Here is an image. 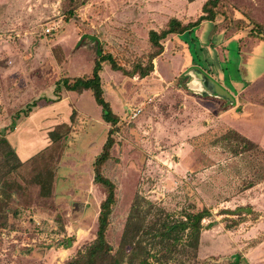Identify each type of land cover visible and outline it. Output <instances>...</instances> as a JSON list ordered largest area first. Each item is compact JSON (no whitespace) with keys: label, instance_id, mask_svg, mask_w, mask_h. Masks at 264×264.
Wrapping results in <instances>:
<instances>
[{"label":"rangeland","instance_id":"rangeland-1","mask_svg":"<svg viewBox=\"0 0 264 264\" xmlns=\"http://www.w3.org/2000/svg\"><path fill=\"white\" fill-rule=\"evenodd\" d=\"M204 1L0 0V88L14 81L30 88L23 109L41 96L36 106L48 108L25 126L41 122L45 135L55 130L47 147L8 175L0 152V186L8 196L0 210V264H66L96 237L105 190L92 183V165L111 126L101 123L89 91L75 97L61 90L65 105L49 107L55 83L90 74L96 43L121 62L138 59L149 50V30L171 17L195 20ZM223 4L213 22L164 40L149 76L103 68V97L119 118L111 159L102 168L116 187L106 234L114 249L123 244L130 251L126 230L134 232L133 243H145L144 230L206 209L190 264H229L236 255L239 264H264V40L249 37L246 25L249 18L264 29V0ZM193 65L228 90L236 107L221 113L218 102L178 87L177 77ZM6 92L0 91V124L21 104H7ZM228 130L257 150L227 152L216 141ZM45 180L46 196L38 184ZM170 264L185 263L182 257Z\"/></svg>","mask_w":264,"mask_h":264},{"label":"trees","instance_id":"trees-1","mask_svg":"<svg viewBox=\"0 0 264 264\" xmlns=\"http://www.w3.org/2000/svg\"><path fill=\"white\" fill-rule=\"evenodd\" d=\"M195 1L198 0H187L188 3H194ZM224 2L226 0H205L201 4L200 15L195 20L185 23L178 18L171 17L161 29L149 30L147 32L148 52L128 63L121 62L111 51H106L102 44L96 43V56L90 74L76 78L65 77L55 83V96L53 99H47L46 102L59 101L61 90L76 94L89 91L97 106L100 107L101 119L111 126L107 131L101 151L95 157L92 165L94 174L92 183L102 186L105 190V198L99 205L96 237L84 253H78L75 258L69 260L66 264H123L124 262L128 264H170L171 261H179L182 257L185 264H190L196 258L202 230L201 222L208 213L206 209L195 213L187 212L181 220L164 222L160 226L158 225L159 228L155 232L144 230L143 234L147 236V242L145 243H133L134 232L126 230L124 240L130 246L129 252L123 244L114 249L108 242L106 234L109 230L110 216L116 200V187L110 179L103 176L102 168L111 159V149L116 142L115 136L118 132L119 118L112 113L109 104L103 97L101 74L103 68L107 66L111 71L129 78L137 76L139 79H143L149 76L154 69L153 60L163 52L162 42L164 40L171 35L182 36L191 32L203 22H213L220 13L219 10L223 7ZM247 22V28L249 27L248 36L263 41L264 29L249 18H247ZM87 38L96 41L95 37L87 36ZM35 105V101H33L25 109L17 112L12 119V124L19 113L27 116ZM73 115L74 112L71 117ZM216 143H219L223 149L234 156L247 151H255L258 148L256 144L234 130H228L217 139ZM0 152L6 169L4 175L14 172L25 163L19 160L8 140L2 135L0 136ZM38 184L40 185V193L46 196L45 191L48 192L47 190L50 189V183L45 180L44 183L38 182ZM2 189L0 186V210L4 206V199H8V196L1 191ZM136 207H133L126 229L130 228L133 220L132 215ZM68 247V244L64 245V248ZM239 258V255H236L229 264H239Z\"/></svg>","mask_w":264,"mask_h":264},{"label":"crops","instance_id":"crops-1","mask_svg":"<svg viewBox=\"0 0 264 264\" xmlns=\"http://www.w3.org/2000/svg\"><path fill=\"white\" fill-rule=\"evenodd\" d=\"M0 80H1V76H0ZM14 85L15 86H13L11 88H6V89H4L2 87L0 88V91L10 92L8 95L6 92V98H7L6 103L7 104L11 105V103L15 102L18 99H19L18 103H21L15 111H13V112L7 111V114L4 117L5 122L0 124V134L2 133V135L8 140V142L10 143L11 147L14 149L19 160L21 162H26L28 159L31 158V156L33 155L34 152H37V150L39 148H40L39 151L44 149V147L48 146V142H52L54 140L53 137L55 134V130L52 128V129L48 130L47 134L45 135L43 132L46 130V126H44L41 122L35 126H32V125L29 126V124H27L25 126V122L34 119L33 117L39 115L46 108H48L46 106L45 107H37L36 106L38 104V102L41 100L40 99V98H42L41 96H39V97L37 96L38 98L33 100V101H35L36 105H35V107L31 108V111L28 113L27 116H24L22 113H19V116L13 120V124H12V119L17 114V112H20L21 110H23L22 102H23L25 96L28 95L29 98L31 96L30 88L27 89L26 91H24L25 90L24 88L17 87V85H21V84H17V82H15V81H14ZM24 92L26 93L25 96H23ZM86 92H88V91H85L81 94L75 93L76 94L75 95L73 92H66L65 91V94L67 93V95H74L75 97H78L79 95L83 96ZM29 93H30V96H29ZM60 95H61V97H60L59 101L53 102V103L48 102V103H51V105H49V107H54V106H58V105H62V106L65 105L64 104L65 103V100H64L65 97L63 94H60ZM70 97H72V96H70ZM0 101H1V99H0ZM28 101H29V99L27 100V102L25 101L26 103L25 102L23 103L24 105H26V107L33 102L32 101L31 103H29ZM42 101H44V99ZM45 102H46V100H45ZM0 106H1V102H0ZM231 110H229V111H231ZM0 113H1V107H0ZM27 123H29V122H27ZM101 123H103V125L107 124L104 121ZM12 126H13V128H12ZM29 130L31 131L30 133H28ZM41 131H43V132H41ZM20 132H23V133L20 134ZM37 133H38V137L36 139H32V137H30L32 134H37ZM44 135H45V137H44ZM16 136H21V138L18 139V137H17V139H16ZM26 154H28V155H26ZM20 155H22L23 157Z\"/></svg>","mask_w":264,"mask_h":264},{"label":"water","instance_id":"water-1","mask_svg":"<svg viewBox=\"0 0 264 264\" xmlns=\"http://www.w3.org/2000/svg\"><path fill=\"white\" fill-rule=\"evenodd\" d=\"M184 92L199 99L219 103V111L227 112L236 106L235 97L198 66H190L176 79Z\"/></svg>","mask_w":264,"mask_h":264}]
</instances>
